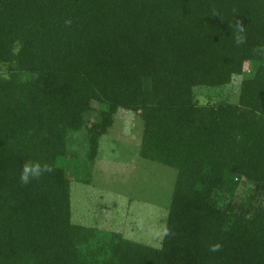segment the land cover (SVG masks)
Instances as JSON below:
<instances>
[{"label":"trees","instance_id":"trees-1","mask_svg":"<svg viewBox=\"0 0 264 264\" xmlns=\"http://www.w3.org/2000/svg\"><path fill=\"white\" fill-rule=\"evenodd\" d=\"M119 109L177 173L160 248L72 221ZM0 264H264V0H0Z\"/></svg>","mask_w":264,"mask_h":264},{"label":"rangeland","instance_id":"rangeland-1","mask_svg":"<svg viewBox=\"0 0 264 264\" xmlns=\"http://www.w3.org/2000/svg\"><path fill=\"white\" fill-rule=\"evenodd\" d=\"M199 98L206 101L202 93ZM143 129L137 115L119 109L113 127L100 140L91 185L71 184L72 221L160 248L177 173L140 157ZM77 136L73 152L84 157L85 149L79 147L82 138ZM245 192L240 190V198Z\"/></svg>","mask_w":264,"mask_h":264},{"label":"clouds","instance_id":"clouds-1","mask_svg":"<svg viewBox=\"0 0 264 264\" xmlns=\"http://www.w3.org/2000/svg\"><path fill=\"white\" fill-rule=\"evenodd\" d=\"M66 23L71 24V20L66 21ZM238 31L242 33L244 29L240 27ZM236 43L237 44L244 43V37L238 35L236 37ZM53 171H54V166L48 162H42L39 160H28L22 166L19 175V181L23 185H28L33 180H38L42 178L44 175L52 173ZM221 247L222 245L219 242L214 243L210 246V251L214 253L218 252L220 251Z\"/></svg>","mask_w":264,"mask_h":264}]
</instances>
